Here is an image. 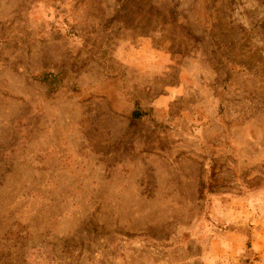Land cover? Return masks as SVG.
Masks as SVG:
<instances>
[{"label":"rangeland","instance_id":"1","mask_svg":"<svg viewBox=\"0 0 264 264\" xmlns=\"http://www.w3.org/2000/svg\"><path fill=\"white\" fill-rule=\"evenodd\" d=\"M262 217L264 0H0V264H264Z\"/></svg>","mask_w":264,"mask_h":264},{"label":"crops","instance_id":"2","mask_svg":"<svg viewBox=\"0 0 264 264\" xmlns=\"http://www.w3.org/2000/svg\"><path fill=\"white\" fill-rule=\"evenodd\" d=\"M248 199H245V205L244 206H242V209H241V211L242 212H244V213H249V214H251L253 211H252V209L251 208H253L255 205H253V206H249L248 207V205L247 204H249V202L247 201ZM242 202V201H241ZM243 203V202H242ZM236 209L238 208V207H235ZM246 211V212H245ZM255 211V210H254ZM261 211H263V210H261ZM249 220V219H248ZM252 224V223H251ZM257 224L259 225L260 224V229L258 230V232L257 233H254V244H255V249L257 248V247H259L260 245H261V243L264 241V217H262V220H258V221H256L255 222V225L257 226ZM258 227V228H259ZM258 235V236H257ZM215 243V242H214ZM252 250V249H251ZM251 255H252V252H251Z\"/></svg>","mask_w":264,"mask_h":264},{"label":"trees","instance_id":"3","mask_svg":"<svg viewBox=\"0 0 264 264\" xmlns=\"http://www.w3.org/2000/svg\"><path fill=\"white\" fill-rule=\"evenodd\" d=\"M138 111H139L138 109H136V110L133 111V114L132 115H133L134 118L141 117V113H139Z\"/></svg>","mask_w":264,"mask_h":264},{"label":"built area","instance_id":"4","mask_svg":"<svg viewBox=\"0 0 264 264\" xmlns=\"http://www.w3.org/2000/svg\"><path fill=\"white\" fill-rule=\"evenodd\" d=\"M263 255H264V250H263Z\"/></svg>","mask_w":264,"mask_h":264}]
</instances>
